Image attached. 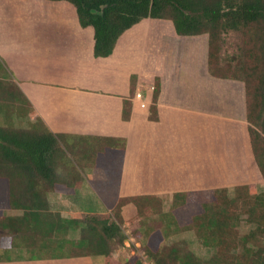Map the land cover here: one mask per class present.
Wrapping results in <instances>:
<instances>
[{
	"label": "trees",
	"instance_id": "trees-1",
	"mask_svg": "<svg viewBox=\"0 0 264 264\" xmlns=\"http://www.w3.org/2000/svg\"><path fill=\"white\" fill-rule=\"evenodd\" d=\"M49 1L70 3L79 25L93 29L95 57L111 55L119 37L144 19L169 21L178 36H206L208 74L244 86L250 148L264 180V0ZM230 32L238 33L241 43L236 53L223 57L221 42ZM3 69L0 61V112L6 114L18 98L31 107L9 73L3 76ZM143 80L154 86L148 119L156 121L160 78L145 76ZM135 91L132 76L131 97ZM24 108L17 103V112H26ZM131 117L132 101L125 99L122 118ZM65 138L39 117L26 129L0 125V207L10 211L0 216V231L10 236L9 242L0 244V262L12 260L7 255L21 249L29 253L26 259L101 255L105 264H143L139 256L124 261L113 256L126 238L122 210L132 205L135 221L130 228L154 264H264V192L254 193L250 184H240L231 197L228 188L219 187L210 199L190 207L189 200L206 197V190L179 191L166 210L164 199L156 195L119 197L124 139L95 138L90 140L96 146L89 153L79 148L77 154ZM114 146L119 149H114L116 153ZM108 148L113 154L106 153ZM85 166L106 171L107 180L92 185L108 211L70 218L53 211L48 194L73 193L81 186ZM241 215L254 225L243 237L238 232ZM72 230L79 231L78 238L68 236ZM183 231H193L205 247L213 249L210 258H200L179 242L162 243Z\"/></svg>",
	"mask_w": 264,
	"mask_h": 264
},
{
	"label": "crops",
	"instance_id": "crops-1",
	"mask_svg": "<svg viewBox=\"0 0 264 264\" xmlns=\"http://www.w3.org/2000/svg\"><path fill=\"white\" fill-rule=\"evenodd\" d=\"M30 6L45 17L34 15ZM72 7L65 1L0 0V61L5 69L3 76L9 73L29 101L31 107L24 103V107L29 109V122L36 117L41 118L53 133L65 134L66 144L75 150H82L80 144L83 141L95 138L124 139L126 146L119 197L156 195L165 201L166 195L190 191L186 187L177 191L178 187L193 186L196 183L199 186L207 185L208 172L212 171L208 162L205 160L204 174H199L195 170L198 164L191 159L190 147L184 144V148L177 149L168 138L174 135L173 126L184 122L185 115L204 122L213 115V108L217 110L216 120L227 119L236 123L229 129L239 132L238 129L242 128L247 131L243 84H228L229 90L234 92L228 94V104H225L223 98H217V94L212 97L206 95L207 77L203 75L206 81L202 82L200 76L189 75L184 61L179 72L170 68V62L167 63L170 69L162 70L160 63L163 58L158 56V70L155 73L146 72L148 37H142V31H147L150 19L142 20L119 37L111 55L95 57L94 31L91 27L82 28L79 25L75 8ZM132 76L136 77L137 90L148 88L141 90L149 106L153 94L151 87L154 86L144 82L143 78H160L156 121L148 119L149 106L141 109L132 101ZM183 82L193 84L191 89H197L196 92L183 93L182 98ZM241 91L243 97L239 98ZM125 99L132 101V117L127 121L122 118ZM8 109L6 114L0 112L1 126L15 124V114ZM243 109L244 116H240ZM144 145L147 147L145 152L142 151ZM207 146L202 145L204 151H207ZM115 147L112 151L118 149ZM240 147L230 146L233 150ZM105 151L113 154L109 148ZM189 162H192L190 171L187 168ZM82 174L81 186L73 193L66 195L50 192V206L63 215L67 212L65 208L80 214L107 212V207L92 185L105 182L106 171L100 167L85 166ZM132 213L135 214L132 205L122 210L124 219ZM0 264H105V257L12 258Z\"/></svg>",
	"mask_w": 264,
	"mask_h": 264
},
{
	"label": "rangeland",
	"instance_id": "rangeland-1",
	"mask_svg": "<svg viewBox=\"0 0 264 264\" xmlns=\"http://www.w3.org/2000/svg\"><path fill=\"white\" fill-rule=\"evenodd\" d=\"M29 8L33 7L30 6ZM32 11L34 15L40 16L39 18L45 17V15L37 9L35 10L33 8ZM74 17L76 19V14ZM142 33V37H148L145 64L147 70L149 71L146 70V72L155 73L158 70L156 68V58L158 56L163 58V62L160 63L162 70L174 68L173 70L175 72H179V69L181 68L184 61L189 75H195L196 77L200 76L202 82L206 81L203 79V75L207 77V88L205 90L206 95L212 97L214 94H217V98H223L225 104H228V94L234 92L233 90H229V85H242L241 83L232 80L215 79L208 74L206 63V36H198L196 38L178 36L172 23L165 20H151L149 22L147 31H142ZM240 43L241 38L238 33H228L223 37V41L221 42V55L226 57L236 53ZM180 57L182 58L181 62L179 61ZM169 62L171 63L170 68L167 66V63ZM192 85L193 84L186 82L182 83V86H184V89L181 90L182 98H184V94L193 93L194 90L191 89ZM141 89L147 90L148 88L143 87ZM141 89L139 90L142 92ZM196 90L197 89H195L194 93ZM152 91L153 90H151V92ZM14 96H17L15 92ZM238 97H243L242 91ZM18 99L13 101L12 106L8 110L10 113L15 114L16 121L13 126L16 128L26 129L31 127V124L35 121V119H33L32 122H29L27 116L29 109H27V106L24 108L26 109V112H17V103L24 107L22 100L20 98ZM216 112V108H213V115L208 117L204 122L190 115H185L184 122L182 124L174 125V130L172 131L174 132V135L170 136V139L168 138L169 141L174 143L177 149H181L182 147L184 148V144L190 147L191 159L198 164L195 170H197L199 174H204L205 160L212 169V171L209 170L208 172L207 181L209 183H207V185L199 186L198 183H196L193 186L184 185L183 187H178V189H176L178 191L180 189L184 190L186 188H190V191L195 193H198L199 191L202 192L201 189H207L206 197L203 195L199 199L189 200L190 207L195 204L194 202L200 203L205 201L206 198L210 199L213 190L218 187L228 188L229 195L231 197L234 196V188L240 184H250L252 186L251 190L254 193L264 192V180L259 174L257 166L254 162L246 129L243 130L242 128H239V132H236V130L234 131V129H229L230 127L232 128L233 125L235 126L236 123L230 122L227 119L221 120L218 118L216 120ZM240 116H244V109ZM205 130L208 132L206 133ZM167 131H170V129ZM80 145L82 149L86 151V153H89L92 148L96 146L93 141H83V144L81 143ZM202 145H208L207 151H204ZM232 145L235 146V148H237V145H240L241 147L238 150H233L230 148ZM146 149L147 147L144 145L142 151L145 152ZM77 151L78 150H76V152ZM77 154L80 153L78 152ZM187 154L189 155V152H187ZM204 155H206L205 159ZM142 157L144 158L145 156L142 155ZM191 163L192 162H189L187 165V168H189L188 171L192 170ZM171 199L172 195L165 196L164 207L166 210H168L171 206ZM68 207H71L70 204H68ZM88 208L91 209L92 207ZM51 209L53 211H57L53 207H51ZM65 209L67 212L64 213V215L66 216L60 212L64 217H80L82 215L80 213H72L68 211L69 208ZM9 212V209L0 207V216L8 214ZM189 212H192V208H190ZM17 213H19V211L13 214ZM134 217V213L128 214L124 220L122 226L126 236L124 245L115 253H113V256L120 261H124L130 256H139L143 264H148L151 262L154 263V261L146 254L145 250L142 249V242L140 238H138L130 228L131 223L135 221ZM246 217V215H241V221L238 225L240 237L247 235L254 227V225L247 221ZM1 234L4 235L0 231V235ZM4 236L5 237L0 240V244L9 242L10 236ZM68 236L70 238H78L79 231L72 230ZM174 242L182 243L202 259L210 258L213 253V249L205 247L193 231H183L177 233L162 243L170 245ZM7 256H10L11 258H26L29 256V253H27L25 250L15 249L12 250Z\"/></svg>",
	"mask_w": 264,
	"mask_h": 264
},
{
	"label": "built area",
	"instance_id": "built-area-1",
	"mask_svg": "<svg viewBox=\"0 0 264 264\" xmlns=\"http://www.w3.org/2000/svg\"><path fill=\"white\" fill-rule=\"evenodd\" d=\"M151 89L154 90V87H151ZM132 101H134L139 106V108H141V109H147L149 106V101H148L147 97L140 90L135 91V93L132 97ZM148 264H154V263L151 262Z\"/></svg>",
	"mask_w": 264,
	"mask_h": 264
}]
</instances>
